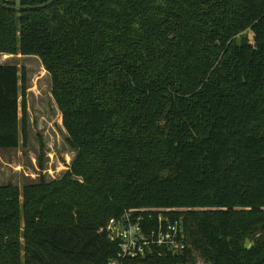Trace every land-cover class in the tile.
<instances>
[{"label":"trees","instance_id":"16d2710c","mask_svg":"<svg viewBox=\"0 0 264 264\" xmlns=\"http://www.w3.org/2000/svg\"><path fill=\"white\" fill-rule=\"evenodd\" d=\"M48 1L0 0V53L41 59L77 154L0 186V264H110L109 220L139 209H175L190 246L125 264H264V0L8 7ZM21 93L0 65L1 150L26 141Z\"/></svg>","mask_w":264,"mask_h":264},{"label":"rangeland","instance_id":"374dc122","mask_svg":"<svg viewBox=\"0 0 264 264\" xmlns=\"http://www.w3.org/2000/svg\"><path fill=\"white\" fill-rule=\"evenodd\" d=\"M0 65H15L21 70L24 109L21 107L20 117L27 127L24 144L0 149V186L13 184L23 188L39 183L42 177L50 182L62 178L77 152L68 144L50 73L33 55L0 53Z\"/></svg>","mask_w":264,"mask_h":264},{"label":"built area","instance_id":"2783aa9c","mask_svg":"<svg viewBox=\"0 0 264 264\" xmlns=\"http://www.w3.org/2000/svg\"><path fill=\"white\" fill-rule=\"evenodd\" d=\"M175 211L139 209L111 218L107 229L120 251L110 264H125L149 255L184 253L190 246L188 229L183 217L174 216Z\"/></svg>","mask_w":264,"mask_h":264},{"label":"water","instance_id":"95a60500","mask_svg":"<svg viewBox=\"0 0 264 264\" xmlns=\"http://www.w3.org/2000/svg\"><path fill=\"white\" fill-rule=\"evenodd\" d=\"M57 0H49L46 3H43L41 5H27V6H22V5H18V6H8L11 9H16V10H23V9H38V8H45L48 7L49 5L53 4L54 2H56Z\"/></svg>","mask_w":264,"mask_h":264}]
</instances>
